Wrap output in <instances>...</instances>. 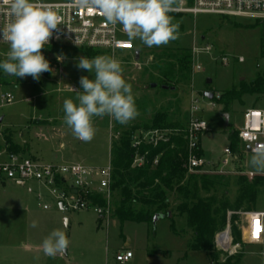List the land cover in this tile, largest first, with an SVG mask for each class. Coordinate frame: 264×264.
<instances>
[{"label": "rangeland", "instance_id": "1", "mask_svg": "<svg viewBox=\"0 0 264 264\" xmlns=\"http://www.w3.org/2000/svg\"><path fill=\"white\" fill-rule=\"evenodd\" d=\"M53 1L63 0H42ZM169 15L180 24L179 39L153 47L143 45L139 39L131 40L139 52L138 59L134 56L135 49H117L109 53L121 62L123 77L132 85L140 114L124 125L108 116L95 118L96 134L90 142L75 138L63 122V101L67 98L75 100L76 97V92L69 90L70 86L82 91L80 77L94 78L76 66L78 58L84 56L82 52H72V57L62 56L63 60H54L50 64L53 72L41 75L39 81L32 82L30 76L20 79L10 76L6 84L0 85V94L10 92L13 96L11 103H0V162L5 159L6 143L1 135L5 132L13 143L23 146L24 155L34 156L40 161H74L89 167L103 166L110 160V143L117 140L119 134L137 127L133 133L136 139L144 132L142 125L148 123L156 112L166 113L171 120L185 123L190 101L194 98L208 125V130L199 139L202 157L211 162L206 168L230 180L240 175L249 179L251 175H260L261 171L251 168L248 163L252 153L240 143L228 164L222 165L221 161L225 157L223 148L230 146L228 135L241 128L244 110L251 105L264 110V96L255 99L254 95L244 94L240 101H233L229 112H226L228 122L225 125L222 106L216 101L213 106H208L209 99L202 93H222L237 86L241 79L246 82L252 80L258 70L264 69V58L259 51L264 24L242 18V23H238L211 14L194 16L170 12ZM207 44L214 49L204 52ZM180 46L190 49L192 80L187 84H177L173 90L151 88L145 69L152 59L155 60L154 55L160 50L171 52ZM7 50L8 46L0 47V60L5 59ZM221 55L228 58L227 64L220 63ZM238 57H242L243 61H237ZM208 80L210 83H207ZM53 124L58 125L61 137L42 127ZM38 190L41 189L33 181L10 185V182L0 180V264H119L114 256L117 251L126 249L133 251L134 257L125 264H211L204 252L188 248L191 234L183 216L173 218L178 233L166 217H159L153 226L128 221L121 225L111 217L101 220L91 210L63 211L44 189L41 191L42 198L38 199ZM235 190L232 184L228 195L230 200ZM43 203L50 207L43 209ZM170 204L173 209L174 198H171ZM262 207L264 203H260L258 208ZM243 212L237 213L235 221L240 234L245 224ZM33 221L38 222L35 228L32 227ZM55 228L64 229L70 243L62 256L52 258L43 254L41 244ZM227 228L230 242L235 245L233 254L242 253L239 264H260V247L244 240L242 234V243L234 242L229 223ZM217 250L220 252L219 262L231 254L220 248Z\"/></svg>", "mask_w": 264, "mask_h": 264}, {"label": "trees", "instance_id": "2", "mask_svg": "<svg viewBox=\"0 0 264 264\" xmlns=\"http://www.w3.org/2000/svg\"><path fill=\"white\" fill-rule=\"evenodd\" d=\"M175 13V12H174ZM182 14V13H181ZM223 19L242 23V19L222 16ZM257 21H254L255 23ZM82 52L89 58L97 55H109L108 51L88 47H71L65 44L50 43L42 52L50 64L58 56L72 57V52ZM260 54L264 58V36L260 41ZM152 59L145 73L150 79L149 85L167 86L164 90L176 89L177 84L192 80L191 52L187 47H177L174 51L160 50ZM49 72L43 73L47 76ZM9 75L0 70V85L6 84ZM31 78L32 82L35 80ZM152 88V87H151ZM254 95L255 99L264 96V69L258 70L252 80H240L237 86L220 93L218 99H212L222 106V112H229L233 101H240L242 95ZM251 107H257L251 105ZM187 119V114L185 116ZM186 122V121H185ZM183 122L171 120L166 113L156 112L151 120L142 125V129H170L172 134L166 142L157 145L140 142L133 146V133L137 127L119 134L117 140L110 143V163L112 166L111 218L119 223L135 222L153 226L155 214L171 220L175 232L174 216H183L186 228L190 232L188 248L204 252L211 264H239L242 253L230 254L219 262L220 252L215 245V237L229 223L234 242H241V234L235 224L239 211L259 210L264 203V177L254 175L247 178L240 175L235 180L225 178L218 173H191L187 170L188 148L184 138ZM5 149L8 152L25 154L23 146L13 143L9 134L2 133ZM229 148L232 153L238 151V131L228 135ZM244 145V144H242ZM245 148V146H244ZM197 156L203 151L198 144ZM135 155L143 156L141 165H133ZM157 161L153 163V160ZM234 185L235 195L229 199V189ZM87 198L94 204L104 205L105 200L98 194H88ZM175 199L174 208L170 200ZM183 231V230H181ZM178 233V232H177Z\"/></svg>", "mask_w": 264, "mask_h": 264}, {"label": "built area", "instance_id": "3", "mask_svg": "<svg viewBox=\"0 0 264 264\" xmlns=\"http://www.w3.org/2000/svg\"><path fill=\"white\" fill-rule=\"evenodd\" d=\"M50 6L62 17L63 23L59 30L54 33L50 43L65 44L71 47H88L105 50L113 53L115 50H133L134 43L123 32L119 24L108 23L99 9L89 10L80 7L75 0H63L43 2ZM171 12L183 14H211L229 18L251 19L264 24V0H178ZM6 10L0 12V26L8 21ZM49 43V44H50ZM1 46H8L0 42ZM210 46V49H209ZM211 45H205L204 52L212 51ZM134 51V52H135ZM221 64H227L228 58L220 57ZM242 62L243 58L238 57ZM199 68V66H197ZM76 90L74 86H71ZM70 91L75 92L72 88ZM220 92H215L214 97L218 99ZM13 101L10 92L0 94V103L8 104ZM208 106L214 105V100H209ZM201 107L197 99L192 98L187 112V119L183 127L184 138L187 141L188 160L187 170L191 173H211L206 167L211 162L202 156H197L195 150L198 148L199 139L205 130H208L207 122L202 118ZM136 139L133 136V146L140 142L157 145V142H166L170 129H149L141 133ZM238 138L250 153L254 147L264 144V110L258 107H247L242 114V125L238 131ZM5 159L0 162V180L26 183L33 181L39 187L37 198L41 199V191L44 189L55 201L56 205L63 211H88L94 212L98 218L110 219L111 217V192L110 181L112 166L110 160L107 164L99 167H89L79 162L71 163H46L36 157L26 156L21 153L8 152L4 148ZM225 157L221 164L226 165L232 159L233 153L229 147L223 148ZM157 158L153 160V163ZM143 156L135 155L133 165H141ZM219 172H224L219 170ZM218 173V172H217ZM255 175V174H254ZM254 175H251L252 177ZM260 176L264 177V171ZM98 194L105 200L104 205L94 204L87 198L88 194ZM43 209L50 206L42 204ZM245 224L242 226V238L249 243L260 247V264H264V207L255 211H245ZM227 226L218 231L215 237V245L224 251L235 252L231 244ZM62 256V255H57ZM115 261L125 264L133 257L131 250L118 251Z\"/></svg>", "mask_w": 264, "mask_h": 264}, {"label": "clouds", "instance_id": "4", "mask_svg": "<svg viewBox=\"0 0 264 264\" xmlns=\"http://www.w3.org/2000/svg\"><path fill=\"white\" fill-rule=\"evenodd\" d=\"M75 2L89 10L99 9L108 23L121 25L130 40L139 39L147 47L167 45L179 39L180 24L169 15L176 0ZM5 10L9 19L0 26V42L6 43L8 50L5 59L0 60V70L18 79L30 76L39 81L43 73L53 72L42 49L59 30L62 17L42 0H0V12ZM76 66L94 78L81 76L82 91L69 85L76 92L75 100L63 101V122L75 138L90 142L96 134L95 118L108 116L124 125L139 116L132 85L124 79L119 60L110 55L82 56ZM248 163L256 171H264V144L254 147ZM37 226L38 222L33 221L32 227ZM69 243L66 231L55 228L43 239L41 247L45 256L55 258L67 250Z\"/></svg>", "mask_w": 264, "mask_h": 264}, {"label": "water", "instance_id": "5", "mask_svg": "<svg viewBox=\"0 0 264 264\" xmlns=\"http://www.w3.org/2000/svg\"><path fill=\"white\" fill-rule=\"evenodd\" d=\"M134 56H135V59H138V57H139V52H138V50H136V51L134 52ZM209 81H210V80H208L207 83H210ZM151 87H152V88L155 87V84H152ZM166 88H167V86H162V89H166ZM173 89H174V88L171 87V90H173ZM202 95H203L204 97H206L207 99H209V100H211L212 97H213V93H212V92H209V91H204V92L202 93ZM222 115L224 116V119H225V125H227V122H228V114H227V113H223ZM0 121H1V120H0ZM247 150H249L248 147H247ZM21 184H23V183H21ZM59 208H60V204H59ZM159 217H160L159 215L155 214V215L153 216L152 223L154 224V223L157 221V219H158Z\"/></svg>", "mask_w": 264, "mask_h": 264}, {"label": "crops", "instance_id": "6", "mask_svg": "<svg viewBox=\"0 0 264 264\" xmlns=\"http://www.w3.org/2000/svg\"><path fill=\"white\" fill-rule=\"evenodd\" d=\"M50 117H48L49 119ZM50 120V119H49ZM55 120V119H53ZM56 122V120H55ZM58 125L57 124H53V125H49V126H42L44 127L47 131H49L52 135H55V136H60L61 137V130L57 127ZM38 127H41V126H38ZM34 157V156H33ZM74 162V161H72ZM50 163H59V162H50ZM66 163H71V162H66ZM2 181V180H1ZM3 182H6V181H3ZM7 182H10V185L14 184V182H11V181H7ZM15 185H23L19 182H15ZM37 186V184H36ZM37 188L39 189V187L37 186ZM44 204V203H43ZM48 209V208H47ZM130 250V249H128ZM118 252V251H117ZM133 252V251H132ZM133 257H134V253H133Z\"/></svg>", "mask_w": 264, "mask_h": 264}]
</instances>
